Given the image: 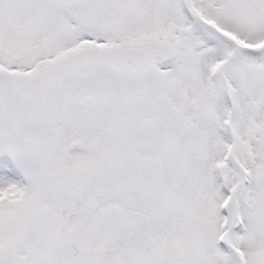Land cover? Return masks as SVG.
<instances>
[{
    "label": "snow or ice",
    "instance_id": "1",
    "mask_svg": "<svg viewBox=\"0 0 264 264\" xmlns=\"http://www.w3.org/2000/svg\"><path fill=\"white\" fill-rule=\"evenodd\" d=\"M0 264H264V0H0Z\"/></svg>",
    "mask_w": 264,
    "mask_h": 264
}]
</instances>
